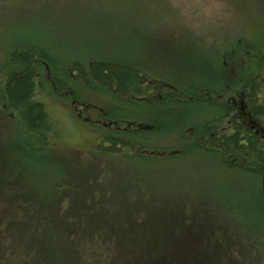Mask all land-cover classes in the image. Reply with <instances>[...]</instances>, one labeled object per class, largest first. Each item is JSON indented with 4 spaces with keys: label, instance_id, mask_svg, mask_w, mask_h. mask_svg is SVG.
Segmentation results:
<instances>
[{
    "label": "trees",
    "instance_id": "obj_1",
    "mask_svg": "<svg viewBox=\"0 0 264 264\" xmlns=\"http://www.w3.org/2000/svg\"><path fill=\"white\" fill-rule=\"evenodd\" d=\"M235 42L221 51H238L239 65L230 81L180 85H163L148 67L117 62L107 53L101 59L88 53L60 60L35 38L8 46L0 66V128L9 124L16 145L9 148L0 136V264H42L40 258L58 259V264H205L201 237L218 227L223 228L220 234L232 237V254L223 264H259L264 256V42ZM40 88L63 94L73 105L71 114L89 120L82 123L91 129L87 148L97 161L137 163L140 168L122 171V178L134 174L149 185L155 174L148 167L173 172L168 178L172 189L155 190L153 205L139 197L138 209L109 208L112 201L102 190L107 189L105 176L88 181L90 163L75 166L76 160L59 159L63 152L73 157L77 148L65 140L72 134L69 125L61 126ZM82 89L102 93L103 103ZM111 104L123 112L117 116ZM181 106L201 115L194 124L178 126L180 133L190 130L179 134L183 144H158L159 151H150L145 133L164 128L145 117L148 109ZM127 119L144 128L137 134L116 123ZM149 123L157 128L146 129ZM211 175L224 177L226 184L235 179L236 197L218 196L227 195L226 184L214 187ZM73 178L75 193H68ZM7 199L10 206L4 207ZM162 225L170 228L172 237L166 241L176 243L175 252L164 248L160 255L156 249L134 247L146 240H128L141 226Z\"/></svg>",
    "mask_w": 264,
    "mask_h": 264
},
{
    "label": "rangeland",
    "instance_id": "obj_2",
    "mask_svg": "<svg viewBox=\"0 0 264 264\" xmlns=\"http://www.w3.org/2000/svg\"><path fill=\"white\" fill-rule=\"evenodd\" d=\"M263 35L264 0H0V66L4 62L3 55L8 46L15 45L23 38H35L48 47L53 57L60 60L74 59L88 53L101 59L107 53L120 63L144 65L153 74L160 76L163 85L187 84L195 80L210 84L224 80L226 83L231 80L239 65L236 59L238 51L235 47L232 48L233 55L227 52L223 55L221 51L228 45L234 46L235 41L239 42L241 38L244 42L251 39L264 42ZM213 74L220 77H213ZM39 90L42 98L53 110L55 118L60 120L61 126L69 125L67 128L72 134H69L70 138L65 136V140L72 141L80 154L74 153L72 157L71 153L63 152L59 159L63 162L76 160L75 166L90 163L86 172L88 181L105 176L107 189L102 190L109 201H112L109 208L119 205L115 212L128 208L138 209L135 201L139 197L153 205L157 202L155 190L172 189L168 178L173 172L155 171L152 166L148 167L155 174L154 181L149 185L145 180H137L138 177L134 174L122 178V171L133 172L135 169L131 166L140 168L137 163L130 166L129 163H123L124 166H118L122 164H111L113 161L103 163V159L97 161L88 149L91 138H87L91 129L83 126V123L89 124V120L75 112L71 114L75 110L72 104L65 102L63 94L53 95L41 88ZM82 93L98 103H103L104 95L98 91L87 93L82 89ZM109 108L117 116L123 112L115 105ZM148 111L150 115L145 117L154 121L158 127L164 128L155 135L153 132L145 133L143 140L152 147V152L159 151L158 144H183L185 138L179 139V134L187 135L190 130L180 133L178 126L194 124L198 120L197 116H201L196 114L195 109L182 106L172 109L165 107L161 111L149 108ZM89 113L94 114V108ZM132 114L141 116L136 111ZM133 121L118 120L116 123L121 126L124 123L139 134V127H144H141L140 122ZM154 123H149L152 124L151 127L145 128L154 130L157 128ZM110 125L113 126L112 122ZM0 136L9 148L10 145H16L15 133H11L9 124L0 128ZM196 166L199 168L202 165L196 163ZM209 178L213 180L211 183L214 187L222 189L226 184L224 177L211 175ZM248 181H243L245 186H248ZM235 182V179L230 178L226 184L227 195L222 193L218 196L225 200L227 196L234 199L237 195ZM74 184L73 178L65 191L75 193ZM194 185L196 186V182ZM95 190L92 194H95ZM65 203L66 200L63 201ZM8 206L10 203L7 199L4 207ZM203 223L199 220V227L204 230ZM222 229L218 227L212 234L206 231L204 237H201L205 264H223L227 254H232V237L230 235L227 238L220 234ZM244 230L247 231L246 226ZM136 233L133 237L130 234L128 240H146L147 244H137L135 248L146 251L156 249L160 255L165 254L164 248L175 252L172 244L176 243L167 244L166 241L172 237L167 225L157 228L141 226ZM38 261L42 264L59 262L54 258H40ZM233 264L250 263L242 260L234 261ZM259 264H264V256H261Z\"/></svg>",
    "mask_w": 264,
    "mask_h": 264
}]
</instances>
